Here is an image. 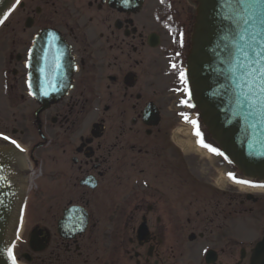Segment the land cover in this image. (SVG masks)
Listing matches in <instances>:
<instances>
[{
	"label": "flooded vegetation",
	"instance_id": "1",
	"mask_svg": "<svg viewBox=\"0 0 264 264\" xmlns=\"http://www.w3.org/2000/svg\"><path fill=\"white\" fill-rule=\"evenodd\" d=\"M197 5L11 0L0 133L25 151L0 139V182L19 189L16 264H264V180L243 177L193 129L179 139L209 158L173 140L193 128L181 113L196 120L186 66ZM44 49L63 50L67 69L45 74ZM48 81L69 87L42 106L33 97H50Z\"/></svg>",
	"mask_w": 264,
	"mask_h": 264
},
{
	"label": "water",
	"instance_id": "2",
	"mask_svg": "<svg viewBox=\"0 0 264 264\" xmlns=\"http://www.w3.org/2000/svg\"><path fill=\"white\" fill-rule=\"evenodd\" d=\"M197 1L186 66L189 98L202 125L223 156L244 177L264 180V117L248 116L249 109L238 106L239 93L247 92L248 89L241 78L243 70H231L244 59L243 56L239 60L235 59L233 35L254 26L251 22L244 24L242 19L232 16L225 0ZM10 8L11 0L0 2V19L9 13ZM53 53L51 49L43 51L45 74L48 70L55 69L57 64V69L64 65L66 69L68 67L69 59L63 50L59 52L57 59L51 56ZM68 87L67 81L58 85L48 81L41 93L50 97L33 98L40 105L47 106L61 98L52 96L62 95ZM1 177L0 175V181ZM18 192L17 187L11 188L10 192L6 184L0 182V264H11L7 249L12 248L17 229L15 215H18V211L14 212L13 207L19 201ZM262 247L264 240L258 244V249Z\"/></svg>",
	"mask_w": 264,
	"mask_h": 264
},
{
	"label": "snow or ice",
	"instance_id": "3",
	"mask_svg": "<svg viewBox=\"0 0 264 264\" xmlns=\"http://www.w3.org/2000/svg\"><path fill=\"white\" fill-rule=\"evenodd\" d=\"M0 2H3V0H0ZM16 3L19 4L20 0H16ZM225 3L231 10L230 14L232 16L242 19L244 24L251 22L254 26L244 28L236 32L232 37L235 44V59L239 60L241 56L244 59L231 70L233 72L243 70L241 78L248 89L247 92L241 91L239 93L237 104L238 106H246L249 109L247 112L248 116L264 117V54H262L264 53V0H225ZM6 19L7 15L0 19V24H3ZM249 53H251V56ZM57 67H59V64H57ZM172 67L176 68L177 65L173 64ZM179 75L181 81L187 85L185 73L181 70ZM184 91H188L187 87L184 88ZM44 94L46 95L47 92ZM181 103L191 107L186 100L181 101ZM181 115L185 121L193 125L194 135L198 138L197 142L202 147L207 148L215 154L223 155L222 153H218L215 147L204 141L196 120L189 121L187 115L183 113ZM0 139L8 141L21 152L25 151L16 140L11 139L9 136L0 133ZM228 175L229 179L238 184L250 185V181L239 180L232 173ZM260 187H264V185ZM7 255L11 260V264H16V257L13 255L11 248L7 249Z\"/></svg>",
	"mask_w": 264,
	"mask_h": 264
},
{
	"label": "bare ground",
	"instance_id": "4",
	"mask_svg": "<svg viewBox=\"0 0 264 264\" xmlns=\"http://www.w3.org/2000/svg\"><path fill=\"white\" fill-rule=\"evenodd\" d=\"M192 127L189 125H185L182 126L181 128H177L174 133H173V140L174 142L181 147V149L185 152H193V153H198L200 155L206 156L207 158H209V156L204 152L201 151L200 149H198L197 147L194 146L193 142L190 141H186V140H181L179 139V135H184V136H189L191 131H192ZM20 226L17 225V229L15 231L12 243L14 241V239L19 236V231H20Z\"/></svg>",
	"mask_w": 264,
	"mask_h": 264
},
{
	"label": "rangeland",
	"instance_id": "5",
	"mask_svg": "<svg viewBox=\"0 0 264 264\" xmlns=\"http://www.w3.org/2000/svg\"><path fill=\"white\" fill-rule=\"evenodd\" d=\"M8 21H9V19L7 20V22H8ZM7 22H6V23H7ZM5 29H6V28H4V26H3V27L0 29V31H4ZM190 111H192L191 113L195 116L199 129H200L201 131H204L205 129H204L203 125L201 124L200 119L198 118V113H197L196 109H195L194 107H192ZM199 122H200V123H199ZM205 140H206L211 146H214L213 143H212V141L207 137L206 134H205ZM241 190H242V191H241L242 194H244L245 191H247L244 187H243ZM253 193L256 194V195H259V194H257L258 191H255V192H253ZM186 216H187V214H182V217H183V218H185ZM242 220H243V221H251L252 218L250 217L249 214H244V215H242ZM23 263H24V262H23ZM25 264H26V263H25Z\"/></svg>",
	"mask_w": 264,
	"mask_h": 264
}]
</instances>
